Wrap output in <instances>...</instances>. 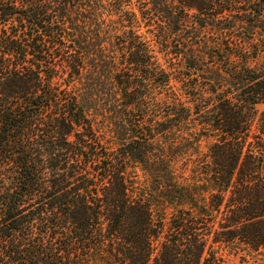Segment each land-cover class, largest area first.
I'll return each mask as SVG.
<instances>
[{
  "label": "trees",
  "instance_id": "obj_1",
  "mask_svg": "<svg viewBox=\"0 0 264 264\" xmlns=\"http://www.w3.org/2000/svg\"><path fill=\"white\" fill-rule=\"evenodd\" d=\"M260 105L264 0H0V264L263 251Z\"/></svg>",
  "mask_w": 264,
  "mask_h": 264
},
{
  "label": "rangeland",
  "instance_id": "obj_2",
  "mask_svg": "<svg viewBox=\"0 0 264 264\" xmlns=\"http://www.w3.org/2000/svg\"><path fill=\"white\" fill-rule=\"evenodd\" d=\"M264 109V105L258 106V113ZM202 147L205 150V143ZM248 252V251H246ZM242 250L237 253L225 254L227 264H264V250L260 252H252L251 255H245Z\"/></svg>",
  "mask_w": 264,
  "mask_h": 264
}]
</instances>
